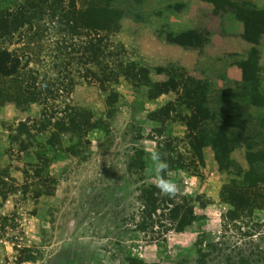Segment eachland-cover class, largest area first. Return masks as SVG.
I'll return each instance as SVG.
<instances>
[{
    "label": "rangeland",
    "instance_id": "374dc122",
    "mask_svg": "<svg viewBox=\"0 0 264 264\" xmlns=\"http://www.w3.org/2000/svg\"><path fill=\"white\" fill-rule=\"evenodd\" d=\"M125 4L140 12L132 0ZM23 5L24 0H0V14ZM23 29L29 39L36 33L39 41L26 48L25 38L16 33L9 49H19L41 95L49 97L52 87L45 88V74L56 79L59 91L46 103L59 110L64 105L90 108L95 128L66 135L65 151L43 165L34 157L48 135L39 124L40 106L0 103V264H264V157L261 164L250 159L264 148V111L244 107L233 96L242 126L227 132L225 147L232 150L222 152L217 163L208 145L191 151L180 119L186 111L165 107L175 103L176 94L154 96L153 85L183 78L163 70L170 63L157 69L141 61V47L126 40L125 28L111 38L125 50L113 61L145 66L141 85L119 75L87 83L77 64L82 33L68 37L56 23L42 20ZM22 52L32 55L25 59ZM208 56L184 74L208 85L212 108L217 92L233 81L226 75L231 57ZM259 78L264 91V67ZM107 88L118 98L105 114L100 91ZM19 123L34 129L29 128L31 147L25 150L13 141ZM153 151L168 165L159 175L176 186L167 194L181 206L175 221L161 209L147 216L151 207L142 193L156 186Z\"/></svg>",
    "mask_w": 264,
    "mask_h": 264
},
{
    "label": "trees",
    "instance_id": "16d2710c",
    "mask_svg": "<svg viewBox=\"0 0 264 264\" xmlns=\"http://www.w3.org/2000/svg\"><path fill=\"white\" fill-rule=\"evenodd\" d=\"M125 1L24 0L23 7L16 9L14 12L7 11L0 14V45L3 43L0 46V103H11L17 108L32 103L40 106L37 112L40 117L39 124L42 132L48 135L36 146L34 157L43 165L48 164L55 153L65 151L61 143L66 135L72 133L84 135L95 128V123L92 122L94 114L88 107L79 108L64 105L59 110V107L47 104V98L54 99L59 91L55 87V84H57L56 79L46 74L47 81L41 78L45 88L52 83L51 89L47 92L50 96L41 95L36 89V77L33 76L30 69H25L23 66L27 62L21 63V56L17 53L19 49H9V46L13 44V37L17 33L22 39L25 38L26 48H28V44H33L34 41L38 42L40 36L35 33L32 34L31 38L33 39H29L28 36L30 35H26L29 31L25 30V33L24 29L22 30L25 25L28 26V29H32V24L35 21H37V24L40 20L52 25L56 23L63 34L68 37L79 33L84 35L77 64L82 67L83 78L87 83L96 84L102 82V78L108 81L107 79L111 75H119L132 84L141 85L139 83L141 82V75L147 71L145 66L134 60L113 61V56H117V54L120 56L125 52L121 43L111 40L120 28V19L127 15L138 19V12H134L133 9L129 10ZM141 2L142 0H132L133 5L138 7H140ZM214 4L217 9L232 12L235 17L242 21L243 39L254 45L258 43L260 36L264 33V10H257L241 0H215ZM35 30L34 32L38 33L39 26L35 25ZM185 37V35H175L172 40L182 43L187 41ZM16 42L14 41V43ZM61 52L63 51L59 50V53ZM23 54L28 56L23 57L25 59L32 55L28 52H22L21 55L23 56ZM257 59L258 52L253 50L248 55L247 60L241 64V81L232 82L229 87L220 89L216 95L218 100L213 102L212 108L209 107L207 102V84L203 86V82H196L191 77L186 76L180 68L174 66L163 68V70L177 71L183 79L180 78L179 81L174 83L168 78L165 82L153 85L154 96L165 95L169 92L176 94L175 103L171 105L167 103L165 107L172 106L171 110L180 107L186 111L180 119L186 129L191 151H198L208 145L214 154L215 161L218 163L222 152L227 153V151L232 150L231 146L229 148L225 147L228 145L226 134L230 129H240L242 126L240 125L241 112L238 109L240 104H237L238 107H233L232 98L234 95L243 100L244 107L248 106L252 109L264 111V91H262L258 75L260 67L257 65ZM158 68L161 69V67ZM56 71L59 73L58 69ZM24 90L27 93L26 95L23 94ZM100 92H103L101 98L106 109L105 114H108V108L117 100L118 95L109 88ZM150 93L151 89L147 91L148 95ZM29 128L33 129V126L30 127L23 123L17 125L15 132L18 135L13 137V141L17 143L18 148L21 150L31 147V144H29L31 140ZM251 155V153H248L247 158ZM263 157L264 148L257 150L250 159L261 164L263 163ZM260 180L263 181L264 179ZM156 188L155 185H149L143 189L144 202L151 207V212L147 216L150 217L151 214L155 213V210L161 209L167 212L172 221H175L181 206L175 203L173 198L169 199L167 194Z\"/></svg>",
    "mask_w": 264,
    "mask_h": 264
},
{
    "label": "crops",
    "instance_id": "0c3cea01",
    "mask_svg": "<svg viewBox=\"0 0 264 264\" xmlns=\"http://www.w3.org/2000/svg\"><path fill=\"white\" fill-rule=\"evenodd\" d=\"M214 1L142 0L138 19L131 15L121 18L119 30L123 32L125 28L126 40L140 45L141 61L153 68L167 62L185 72H194L198 62L208 55L231 57L226 75L231 81L240 82L241 64L253 50L258 52L260 70L264 67V33L256 45L246 41L242 37V21L232 12L217 9ZM241 1L264 10V0ZM175 35H185L187 41L175 42ZM224 44L227 46L222 47Z\"/></svg>",
    "mask_w": 264,
    "mask_h": 264
},
{
    "label": "clouds",
    "instance_id": "9594fccd",
    "mask_svg": "<svg viewBox=\"0 0 264 264\" xmlns=\"http://www.w3.org/2000/svg\"><path fill=\"white\" fill-rule=\"evenodd\" d=\"M150 159L153 162L157 172L156 186L161 190L162 193L173 194L176 190V186L170 180H165L161 175H159L164 169L167 168V163L157 151H153L150 154Z\"/></svg>",
    "mask_w": 264,
    "mask_h": 264
}]
</instances>
